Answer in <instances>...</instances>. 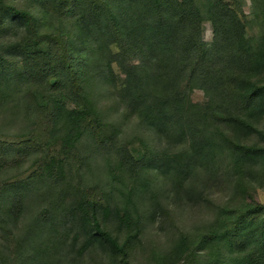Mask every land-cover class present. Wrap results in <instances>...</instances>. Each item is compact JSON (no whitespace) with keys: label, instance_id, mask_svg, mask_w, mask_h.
I'll return each instance as SVG.
<instances>
[{"label":"trees","instance_id":"trees-1","mask_svg":"<svg viewBox=\"0 0 264 264\" xmlns=\"http://www.w3.org/2000/svg\"><path fill=\"white\" fill-rule=\"evenodd\" d=\"M33 1L38 16L29 7L0 0V27L13 22L26 33L21 48L25 73L33 81L26 101L35 119L25 145L48 144L54 127L64 121V145L76 159L78 140L89 134L96 148L114 149L120 162L134 165L135 172L154 168L176 189L200 169H213L226 146L242 165L264 160V145L246 141L257 135L264 142V27L259 34H248L239 0ZM253 3L256 18L264 20V0ZM41 15L59 21L71 15L76 30L70 36L61 30L40 33ZM205 20L213 27L209 45L201 38ZM81 60L85 69L77 64ZM91 68L166 148L180 149H166L146 163L143 159L150 156L134 157L123 148L115 128L105 126L91 99L89 83L96 80L94 72L89 76ZM6 70L1 61L0 78ZM192 87L203 90L208 100L193 102ZM206 120L216 124L214 134L205 127ZM105 128L112 129L107 137ZM78 189L89 243L105 245L123 264H131L129 244L137 240L140 221V212L131 209L139 191L127 197L125 206L109 210L130 231L121 242L99 218L101 188H83L79 182ZM174 249L178 259L188 252L194 264H264V203L221 207L219 226L183 234ZM207 251L208 258L201 257L200 252ZM173 256L160 255L156 264H168ZM0 264H23L21 239H13L11 253L1 254Z\"/></svg>","mask_w":264,"mask_h":264},{"label":"rangeland","instance_id":"rangeland-1","mask_svg":"<svg viewBox=\"0 0 264 264\" xmlns=\"http://www.w3.org/2000/svg\"><path fill=\"white\" fill-rule=\"evenodd\" d=\"M239 1L246 14L248 34H259L264 20L256 18L253 0ZM9 2L20 8L29 7L37 16L41 13L33 0ZM75 23L71 15L63 21L41 15L38 31L61 30L70 36L76 30ZM201 38L208 45L213 41L209 20L202 23ZM25 39L26 33L16 23L0 27V62L4 61L7 67L0 78V255L8 257L13 239L18 238L23 242V264H123L122 258L107 246L89 243L81 220L79 182L83 188H101L104 201L99 207V218L121 242L130 231L109 210L125 206L127 197L139 191L141 196L135 198L136 206L131 209L133 214L140 212L139 235L128 249L131 264H156L160 255L173 256L183 234L219 226L223 206H239L253 200L264 203V160L242 165L229 146L217 154L219 163L213 169H200L185 180L182 189H176L154 168L135 172L134 165L120 162L114 149L105 152L96 148L89 134L78 140L76 159L64 145L68 132L64 121L54 127L48 144L25 145L35 119L33 108L26 101L33 81L25 73L21 48ZM74 41L75 38L72 44L76 49L78 43ZM77 64L84 67L82 60ZM93 72L96 80L89 83L91 99L105 126L115 128L123 148L134 157L150 156L143 159L146 163L166 149H180L166 148L157 134L125 110L92 68L89 76ZM190 98L195 103L208 100L203 90L193 87ZM205 124L214 134L216 124L212 120ZM111 131L105 128V136ZM260 139L254 135L246 141L264 145ZM207 254L208 251L200 252L203 258H208ZM178 255L175 253L168 264H194L188 252L181 259Z\"/></svg>","mask_w":264,"mask_h":264}]
</instances>
